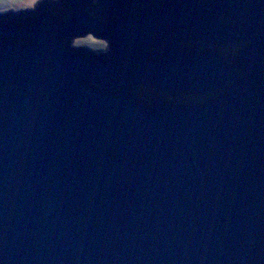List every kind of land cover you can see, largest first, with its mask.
Instances as JSON below:
<instances>
[{"label":"water","instance_id":"1","mask_svg":"<svg viewBox=\"0 0 264 264\" xmlns=\"http://www.w3.org/2000/svg\"><path fill=\"white\" fill-rule=\"evenodd\" d=\"M0 264H264V0L0 14Z\"/></svg>","mask_w":264,"mask_h":264},{"label":"rangeland","instance_id":"2","mask_svg":"<svg viewBox=\"0 0 264 264\" xmlns=\"http://www.w3.org/2000/svg\"><path fill=\"white\" fill-rule=\"evenodd\" d=\"M40 1L42 0H0V14L29 10Z\"/></svg>","mask_w":264,"mask_h":264},{"label":"flooded vegetation","instance_id":"3","mask_svg":"<svg viewBox=\"0 0 264 264\" xmlns=\"http://www.w3.org/2000/svg\"><path fill=\"white\" fill-rule=\"evenodd\" d=\"M87 36V35H86ZM88 36H91L90 34H88ZM91 37H93V36H91ZM77 38H81V37H77ZM95 38V37H94ZM105 42V41H104ZM105 49H106V42H105ZM104 49V50H105ZM104 50H100V51H104Z\"/></svg>","mask_w":264,"mask_h":264},{"label":"snow or ice","instance_id":"4","mask_svg":"<svg viewBox=\"0 0 264 264\" xmlns=\"http://www.w3.org/2000/svg\"><path fill=\"white\" fill-rule=\"evenodd\" d=\"M33 2H34V0H33Z\"/></svg>","mask_w":264,"mask_h":264}]
</instances>
